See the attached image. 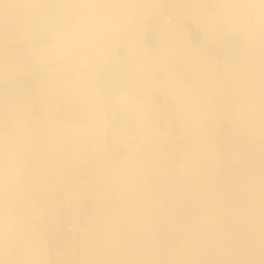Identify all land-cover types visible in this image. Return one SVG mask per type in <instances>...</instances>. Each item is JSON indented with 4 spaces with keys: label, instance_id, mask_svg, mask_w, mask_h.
I'll return each mask as SVG.
<instances>
[{
    "label": "crops",
    "instance_id": "obj_1",
    "mask_svg": "<svg viewBox=\"0 0 264 264\" xmlns=\"http://www.w3.org/2000/svg\"><path fill=\"white\" fill-rule=\"evenodd\" d=\"M0 8V215L14 198L26 212L28 152L46 135L102 129L117 160L144 130L188 178V148L206 132L201 148L215 152L204 156L207 173L220 176L226 198L239 199L253 173H264V139L253 135L264 129V0H4ZM84 18L102 29L80 34ZM58 200L59 224L47 231L64 247L77 212ZM13 250L0 245L4 264ZM61 251L50 246L53 262Z\"/></svg>",
    "mask_w": 264,
    "mask_h": 264
},
{
    "label": "bare ground",
    "instance_id": "obj_2",
    "mask_svg": "<svg viewBox=\"0 0 264 264\" xmlns=\"http://www.w3.org/2000/svg\"><path fill=\"white\" fill-rule=\"evenodd\" d=\"M14 1L22 4V0ZM65 1L70 3L72 0ZM78 1L81 4L84 0ZM88 8L92 15L95 10ZM90 20L94 22L92 18ZM87 23L89 20L84 18L78 28L80 34L90 27L102 29L97 22L90 27ZM262 112L260 116H263ZM256 130L254 137L264 139V129L259 133ZM42 137L45 138L43 148L29 151L26 161V212L20 213L21 205L14 198L11 213L0 215V245L7 240L14 246L8 258L12 259V264H17L19 250L23 251V264H157L160 248L151 226L154 218L164 212L167 213L166 220L174 225L170 227V234L177 227V231L181 230L185 235L178 240L177 248L168 253L163 264H226L223 259L226 244L234 257L227 264H264V205L263 211L246 215L243 223L234 227L230 223L224 234L226 243L220 232H210L206 226L202 232L195 228L196 219L200 218L203 225L209 219L213 221V215L226 210L229 204L220 176L217 179L207 173L214 168L208 167L211 162L204 161V156L209 158L215 152L211 144L206 146L207 150L201 147L211 134L199 133L192 149L188 148L193 171L188 178H183L180 165L166 161L161 143L150 146L152 136L144 130L139 134L140 142L130 145L118 160L114 159L102 129L88 135L79 131L72 135ZM24 138L31 143L35 136L28 133ZM252 178H260L264 184V173L256 171ZM181 179L187 187L181 185ZM161 183L165 195H162ZM263 184L259 185L260 189ZM260 189L254 188L255 193L259 194ZM36 193H39V208L34 199ZM187 193L199 203L191 217L188 212L185 217L169 212L171 217L167 211L171 205L172 210L177 208L174 197H184ZM60 195L63 205L77 212V218H71L65 226L63 237L67 242L64 247L59 240L51 241L47 231L53 224H59ZM164 201L169 205L165 203L166 209L163 208ZM60 233L57 229V238L63 239ZM51 245L62 250L56 262L50 258ZM4 263L0 256V264Z\"/></svg>",
    "mask_w": 264,
    "mask_h": 264
},
{
    "label": "rangeland",
    "instance_id": "obj_3",
    "mask_svg": "<svg viewBox=\"0 0 264 264\" xmlns=\"http://www.w3.org/2000/svg\"><path fill=\"white\" fill-rule=\"evenodd\" d=\"M145 107V105H143ZM143 107V108H144ZM87 137V136H86ZM160 138V136H159ZM89 138H86V142L89 144L88 142ZM86 143V145H87ZM158 143H160V141H158ZM121 153V152H119ZM119 155V154H117ZM118 160V159H117ZM256 173V171L254 172ZM253 173V174H254ZM68 179V178H65ZM182 184L183 186H188V184L185 183V180H182ZM226 184L229 185V187L231 188L232 184L227 182ZM162 187L164 184H162ZM258 180H252L251 183H249V187L247 190H242L241 194L242 197H240L239 199L237 198H233L232 196L228 195V197H225V200L229 202L228 206L225 208L226 210L221 211V213L216 212L213 218V221H210V219L208 221H206V223L200 224V218L196 219V223H195V228H197L198 231H204L205 230V226L206 229L209 230L210 232H220L222 238L224 239V242L226 241L224 234L226 233V229H222V227H229L230 223L233 225V227L238 223L241 224L244 221V217L246 216V208L248 207H258L255 208L253 211V213L250 214H254L256 212H260L263 211V191L260 190L259 194L255 193L254 188L259 189L258 186ZM229 188V190H230ZM165 188L163 187V194L165 195L164 192ZM189 193L186 194V196L184 195V197H181L179 195H177L176 197H174L173 201L176 205V209L172 210V205L169 206L168 203H166L165 201L163 202V208L166 209V204L169 206V210H165L168 213L170 212L171 214H175L177 216H183L185 217V214H187V212L190 214L193 213L195 205L199 204L198 200L196 198H192V195H190ZM225 195V194H224ZM211 201V200H210ZM166 203V204H165ZM232 210H231V209ZM172 210V211H171ZM225 211L228 212L227 215L223 214ZM243 212V213H239ZM223 212V213H222ZM169 213V215H170ZM172 217V215H170ZM167 217V213H161L158 214L155 218H154V222L153 225L151 226V228L154 229V232L156 233V243L157 245H159L160 248V258L159 260H156L157 264H163L166 259H168V253H171L172 251H174L177 248L178 245V240L181 239L185 234V232H182L181 230L177 231V227L174 228V231L172 232V235L170 234L171 228L174 225L172 224V222H168L166 220ZM191 217V215H190ZM240 219V220H239ZM190 223V222H189ZM155 226V228H154ZM226 227V228H227ZM188 228V227H187ZM183 233V234H182ZM192 236V235H191ZM175 241V242H174ZM173 242L175 243L173 245ZM226 243V242H225ZM224 254H223V259L225 260V263H229V261H232L234 259L233 254L231 253V249L229 247V245H225L223 248Z\"/></svg>",
    "mask_w": 264,
    "mask_h": 264
}]
</instances>
